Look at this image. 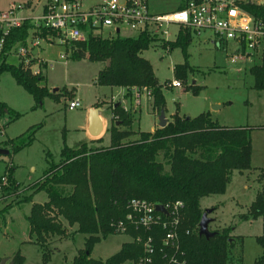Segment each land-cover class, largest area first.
Returning <instances> with one entry per match:
<instances>
[{
  "label": "trees",
  "instance_id": "1",
  "mask_svg": "<svg viewBox=\"0 0 264 264\" xmlns=\"http://www.w3.org/2000/svg\"><path fill=\"white\" fill-rule=\"evenodd\" d=\"M249 11L253 17L264 21V5ZM34 30L31 19H26L20 27L9 31L0 53V75L9 73L40 104L46 97L58 99L41 85L44 75H34L24 71L20 65L7 62L13 47L26 45L32 31L35 37L51 35L46 30ZM189 37L188 33L179 32L175 41L163 44V47L169 46L170 51L179 47L184 53V64L173 68L175 79L182 81L187 80L189 72L186 58ZM155 41L147 34L114 39L89 36L84 43H70L66 51L71 59L104 64L96 78L99 86L122 88L129 94L132 87L148 89L151 111L159 114L165 110L166 104L162 85L158 83L149 61L140 56ZM249 74L253 78V89L263 91L264 57L259 65L249 68ZM198 91L199 87L194 86L192 93ZM0 108L4 109L5 105L0 103ZM134 112L132 109L124 110L121 104L113 105L112 113L117 120L111 122L108 129V146H91L101 142V138L81 143L75 149L64 145L59 162L48 167L41 179L28 188L31 194L24 196L23 202H30L33 195L40 192L47 198L42 204H32L27 217L29 237L43 252L42 264H47L50 259L49 250L45 247L49 237L65 234L59 218L68 226L76 225L77 232L87 236L84 248L78 251L71 264L135 263L142 251L133 242L122 244L119 251L105 261L90 257L97 243L114 234L110 223L124 218L125 206L131 199L155 204L175 201L184 204L180 239L187 264H231L233 255L237 256L233 253L236 243H239L237 259L241 263L243 238H234L231 227L211 231L215 235L206 239L199 236L198 224L204 211L200 200L224 194L233 172L242 173L251 168V129L220 126L212 120L209 112L187 118L176 111L164 128L134 132ZM13 116L19 117L16 113ZM33 139L34 129L29 128L7 141L8 156L31 145ZM13 173V166L5 168L3 176L8 182L1 188L4 198L20 192ZM258 182L260 189L243 218L261 219L262 232L256 237V243L263 254L255 264H264V168L259 170ZM11 207V204H6L1 211L7 212ZM186 230L188 235H185ZM23 263L24 258L17 252L13 264Z\"/></svg>",
  "mask_w": 264,
  "mask_h": 264
},
{
  "label": "rangeland",
  "instance_id": "2",
  "mask_svg": "<svg viewBox=\"0 0 264 264\" xmlns=\"http://www.w3.org/2000/svg\"><path fill=\"white\" fill-rule=\"evenodd\" d=\"M86 4L95 0H83ZM43 0H0V9L6 10L9 4L33 6L34 9L23 11L20 15L35 17L39 15V5ZM180 0H149V9L153 13H161L174 9ZM26 7V8H27ZM32 7V8H33ZM175 26H168V34L172 42L176 34ZM209 33L199 37L191 36L186 49L189 67L187 80L175 79L173 68L184 64V53L177 47L170 51L169 46L163 47L165 41L158 40L141 57L149 61L158 83L162 85V93L166 103V113L175 111L189 117H196L209 112L211 118L224 127H248L251 138V168L241 174L233 172L231 180L222 195H212L200 200L202 210H212L208 218L209 231L221 228H232V236H243V262L237 259L239 243L235 245V255L232 264H255V259L261 253L256 238L262 231L261 219H244L250 203L260 189L258 182L259 170L264 168V90L253 89V78L249 67L231 65L227 54L213 48L209 41ZM120 38H133L136 33L122 31ZM60 56H64L63 59ZM46 86L51 94L58 99L46 97L37 104L32 96L18 85L9 73L0 75V149L8 150L6 142L34 129V139L31 145L21 149L11 156L0 157V179L5 168L13 166V177L19 184L16 195L4 198L0 188V262H13L17 252L24 258L23 264H42L43 252L39 246L29 239V224L27 217L32 204H42L47 201L43 192L33 195L30 202H23L24 196L31 194L29 187L38 182L44 171L60 160V151L64 145L77 148L87 139V117L92 105L105 110L104 131L98 138L101 142L91 144L92 147L109 145L108 129L111 122L117 120L113 116L112 106L121 104L124 110L135 111L134 132H149L154 127V118L150 113V101L142 99L140 106L134 107L132 96L121 88L99 86L96 83L97 74L104 68L103 63L89 62L87 59H71L66 46H47L42 43L39 51ZM7 62L17 64L14 57L9 56ZM233 70V72L231 71ZM34 73V72H33ZM177 80L182 88H169L165 84ZM194 86L199 87L196 94L192 93ZM56 90V92H53ZM128 94V95H127ZM79 100V107L69 111L68 104ZM131 99V101H130ZM13 113L19 115L14 118ZM259 128V129H258ZM6 204L12 207L2 212ZM216 211L213 212V209ZM65 228L62 236L49 237L46 249L50 259L47 264H71L79 250L85 246L86 235L77 232V226H68L59 218ZM130 235L114 233L97 243L92 250L91 259L105 261L116 254L121 245L130 240ZM238 250V251H237ZM131 264V263H126ZM230 264V263H229Z\"/></svg>",
  "mask_w": 264,
  "mask_h": 264
},
{
  "label": "built area",
  "instance_id": "3",
  "mask_svg": "<svg viewBox=\"0 0 264 264\" xmlns=\"http://www.w3.org/2000/svg\"><path fill=\"white\" fill-rule=\"evenodd\" d=\"M263 5L264 0H180L172 10L153 13L149 0H95L89 4L83 0H43L39 15L31 21L34 31L46 30L51 35L35 37L32 31L26 45L13 47L10 56L24 71L37 75L43 72L39 57L43 42L47 46H68L84 43L89 36L114 39L122 31L168 42V26H175L173 41L179 32L188 33L189 38L209 33L213 48L224 51L231 65L251 68L264 57V21L253 17L249 9ZM27 8L25 4H11L6 10L0 9V53L9 31L26 20L20 13ZM165 85L182 88L177 80ZM130 91L134 107L150 94L146 88L132 87ZM78 107L79 100L75 99L67 109ZM7 182V177L2 176L0 188ZM158 206L163 209L157 210ZM125 209L124 218L112 221L110 228L113 233L129 234L130 240L141 248L142 255L133 264H187L180 239L184 210L181 201L155 204L131 199ZM188 234L186 230L185 235Z\"/></svg>",
  "mask_w": 264,
  "mask_h": 264
},
{
  "label": "water",
  "instance_id": "4",
  "mask_svg": "<svg viewBox=\"0 0 264 264\" xmlns=\"http://www.w3.org/2000/svg\"><path fill=\"white\" fill-rule=\"evenodd\" d=\"M108 64V63H107ZM53 92H56L54 90ZM105 110L102 109L100 106L90 109L88 114V134L92 138H98L104 131V123L101 118V114L104 113ZM167 125V120L165 119L164 112L161 111L159 113L158 118V128H164ZM9 151L0 149V157L2 156H8ZM163 208L161 206L157 207V210H162ZM212 213V210H204L201 219L198 224V234L199 236H203L206 239H209L215 235L214 232L209 231L208 225L212 222L211 218H208V215ZM7 259H3L0 264H5ZM9 264H13V262H10Z\"/></svg>",
  "mask_w": 264,
  "mask_h": 264
},
{
  "label": "crops",
  "instance_id": "5",
  "mask_svg": "<svg viewBox=\"0 0 264 264\" xmlns=\"http://www.w3.org/2000/svg\"><path fill=\"white\" fill-rule=\"evenodd\" d=\"M11 4H9V6H10ZM27 7V6H26ZM33 6H28V8L25 10V11H28V10H32V9H34V8H32ZM2 10H4V9H2ZM25 19H32L33 17H28V16H23ZM232 72H233V70H231ZM122 89V88H121ZM123 90H125V89H123ZM132 99V98H131ZM131 99H130V101H131ZM73 100V99H72ZM147 101H148V99H147ZM92 108H95V106L94 105H92L91 107H90V109H92ZM124 109L126 108V106H124L123 107ZM151 108V107H150ZM90 109H89V111H90ZM89 111H88V114H89ZM166 111H167V109H166V104H165V110L163 111L164 112V116H165V119L167 120V122H169V121H171V116H173L175 113H176V111L175 112H173V113H170V114H168V113H166ZM150 113H151V115L153 116V118H154V127H153V129L151 130V131H149V132H152L155 128H158V118H159V114H157L156 112H152L151 111V109H150ZM202 114V113H201ZM211 115V114H210ZM180 116H186L187 118H194V117H189V116H187V115H185V114H180ZM198 116V115H197ZM196 116V117H197ZM101 118H102V120H103V123H104V118L102 117V115H101ZM86 127L88 128V117H87V123H86ZM87 139H86V141H84V142H89V141H91L90 140V135L88 134V131H87ZM84 142H82V143H84ZM241 174V173H240ZM252 203V202H251ZM250 203V204H251ZM215 211H216V209H215ZM248 211V210H247ZM214 212V211H213ZM262 232V231H261ZM261 234V233H260ZM259 236V235H258ZM237 237H242L243 238V236H234V238H236L237 239ZM256 238V237H255ZM29 239H30V237H29ZM244 239V238H243ZM32 243H33V241H32ZM243 243H244V240H243ZM260 247V246H259ZM261 248V247H260ZM235 250V249H234ZM235 254V253H234ZM263 254V250H262V248H261V253L258 255V257L255 259V261L261 256ZM242 262H243V260H242ZM232 264V263H231Z\"/></svg>",
  "mask_w": 264,
  "mask_h": 264
}]
</instances>
